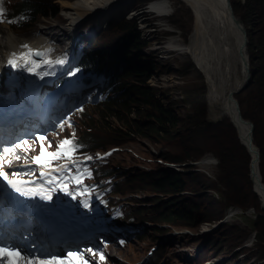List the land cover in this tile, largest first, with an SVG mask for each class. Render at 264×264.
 Segmentation results:
<instances>
[{
	"label": "rangeland",
	"instance_id": "rangeland-1",
	"mask_svg": "<svg viewBox=\"0 0 264 264\" xmlns=\"http://www.w3.org/2000/svg\"><path fill=\"white\" fill-rule=\"evenodd\" d=\"M148 1L128 0L127 5L132 6L128 13L127 5L121 8L116 4L123 0H83L81 5L77 0H6L8 14L15 13L20 7H36L26 13V26L8 28L2 24L1 38L7 39L10 33L15 39L51 38L57 44H62V38L70 34L66 26L67 23L70 25L71 20L66 19V11H73L75 22L86 16L90 6H93L95 17L103 19L106 24L97 31L103 34L92 48L97 47L101 51L104 64H107L110 60L102 48L119 41L118 51L111 56L121 53L117 62H127L124 53L128 51L122 49L124 42L120 40L125 33V46L128 47L129 40L133 38L129 32H138V39L144 44L130 50L127 56L140 70L139 77L129 76L127 72L118 73L116 67L119 65L114 63V59L107 66L104 65L113 73L118 85L113 90L115 95L111 101L125 97V93L139 79L164 107L173 111L178 121L173 132L167 136L154 133L145 135L149 134L147 128L156 125V121L153 115H149L150 109H143L132 94L126 99L127 109L120 106L113 108L119 118L107 115L104 120L101 119L100 115L105 112L101 109L104 103H100L86 107L82 119L85 127L81 124L75 126L80 138L86 140L93 149L103 150L111 146L121 148L112 154L104 168L115 175L118 181L116 189L120 194H116L114 199L123 201L131 213V218L125 220V224L132 223L140 231L127 240L126 248L119 249L111 245L110 252L131 262L146 258L143 264H201L204 261L211 264H264V232L258 228L256 221L259 216H264V191L259 188L257 178L258 161L255 162L253 150L243 141L233 99L230 108L221 115L213 111L209 102L211 86L208 84L207 70L211 65L212 53L211 47L202 46L201 39L207 36L212 41L215 37L211 23L215 0H170L171 7L162 0L169 7L166 18L156 17L148 11ZM226 4L227 0H220L215 25L220 28L222 43L215 53L216 64L213 67L212 63V67L225 92L231 95L242 83L238 81L247 75L242 58L248 54L250 82L234 95L241 113L246 114L260 106L264 107V0H231L236 17L242 19L245 26L248 41L246 52L242 51L244 32L234 25ZM194 8H198L200 13ZM110 12L115 20L107 19ZM140 12H145L148 23L144 24L140 20L141 16L136 17ZM87 21L97 28L93 19ZM125 21L128 22L126 29L129 27L127 32L120 27ZM81 29V25H78L76 32L82 33ZM56 30L60 31L58 37L54 36ZM104 32L109 34L105 35ZM232 32L241 33L238 40L230 39ZM172 39H177L176 44H170ZM78 41L83 42V37L79 36ZM0 45L4 46L2 43ZM200 56L203 62H200ZM200 63L204 68L203 73L197 66ZM129 65L132 66L131 63ZM141 70H147V75H143ZM144 77H147L145 83L141 82ZM234 83L236 85L231 87ZM261 110L264 111V108ZM257 113L261 117L263 112ZM89 114L93 115L92 122L95 125L92 132L87 129L90 127L86 121ZM246 119L253 123L251 119ZM241 122L249 141L250 127L243 124V118ZM252 147L256 149L254 144ZM246 152L250 157L249 166ZM207 156H210L207 164H200L199 161ZM167 169L183 174L186 179V189L176 197L173 195L172 200L168 199L173 196L154 189L147 177ZM190 197L200 205L199 219L209 218V221L197 223V226H186L180 220H162L156 216L155 212L162 208V201L168 200L177 206V200L183 201ZM223 211L222 219L213 220ZM151 246L156 248L147 257Z\"/></svg>",
	"mask_w": 264,
	"mask_h": 264
},
{
	"label": "snow or ice",
	"instance_id": "snow-or-ice-1",
	"mask_svg": "<svg viewBox=\"0 0 264 264\" xmlns=\"http://www.w3.org/2000/svg\"><path fill=\"white\" fill-rule=\"evenodd\" d=\"M4 8L0 7V22L3 20ZM25 19V18H21ZM16 21H9L15 23ZM20 51L11 52L7 63L16 69H23L38 77L52 74L43 69H52L56 65H64L67 62V54L61 57L53 58L51 53L54 49L33 48L28 43L20 46ZM80 69L70 71V75H75ZM82 110V109H80ZM65 124L72 126L71 118L64 120L59 124L62 131ZM34 141L30 142L22 136L13 140L5 141L0 139V180L5 182L6 186L18 193L22 197L36 198L42 200H51L53 193L57 190L68 193L75 199L77 195L85 196L84 207L89 206L87 196L92 189L84 185L85 178L92 176V171L85 161L93 159L92 156H85L83 159L77 158V152L82 147L76 141V134L72 132L70 137L60 140L56 149L52 148V141L48 140L47 135L33 133ZM33 143H39L40 151L37 155H30L35 151ZM105 155H110L106 153ZM19 165L27 171H17L15 161H21ZM63 161L62 163H55ZM31 165H36L32 169ZM73 168L75 171H73ZM8 169H12L11 172ZM39 171V177L35 172ZM28 177V178H25ZM77 185L75 189L70 185ZM99 257L100 264H103L105 255L103 251L96 252L92 248L83 250H69L63 253L46 251L38 247L35 243L27 246H21L12 240H5L0 237V264H89V259ZM88 257V258H86Z\"/></svg>",
	"mask_w": 264,
	"mask_h": 264
},
{
	"label": "trees",
	"instance_id": "trees-1",
	"mask_svg": "<svg viewBox=\"0 0 264 264\" xmlns=\"http://www.w3.org/2000/svg\"><path fill=\"white\" fill-rule=\"evenodd\" d=\"M40 7H42V6H38V8H40ZM194 10L199 12L198 8H194ZM127 24H128V22L125 21L120 26L121 29H125L126 32H127V29L129 28L128 27L126 29ZM129 33L130 34L132 33L131 35L133 36V38L131 40H129L128 47L125 46V40H126V34L125 33H124V35H122V38L120 40L121 42H124V45H122V49H124V51H128V52L124 53V58L128 61L127 62H117L121 58V53H119V55H117V56H111L109 60L111 62V60L114 59L113 60L114 63L116 65H119V67H116V71H118V73L123 74V73L127 72L129 76L139 77L140 75H138V74L140 73L139 72L140 70H137V67H136L137 65L135 63L130 62L131 57L128 58L127 55L129 54L130 50L133 51L135 49H138V48H140V45H142L144 43L142 40L140 41L138 39V36H137L138 32L131 30ZM104 34L107 35L109 33L104 32ZM240 34L241 33L232 32V34H230L229 37H230V39L236 41L239 39ZM118 42L119 41L114 43L115 44V47L113 48L114 53H116L118 51ZM211 42L212 41H209L207 39V36H203L201 39L202 46L210 47ZM145 43H146V41H145ZM221 43H222V41H221V37H220L219 48H220ZM107 46H104L105 50L108 49ZM100 52L101 51H99L98 48L96 50L95 49L91 50L90 52H88V55L86 56V58H84L83 61L85 63H91V64L95 63L97 65H100V67H102L101 65L104 64V57H102V56H99L98 58L96 57V53H100ZM206 57L207 56H205L204 59H206ZM199 58H201V56ZM201 59L202 60L200 62H203V58H201ZM110 62H108L107 64H110ZM129 63H131L132 66H130ZM107 64H105V65L107 66ZM197 66H198L199 70L203 73L204 68L201 65V63L197 64ZM141 71L143 72V75H147V70H141ZM244 78L245 77L241 78L238 81V83L243 82ZM146 79H147V77H144L142 79L143 81L141 80V82L145 83ZM235 85L236 84L234 83L231 87H234ZM132 94H134L137 97L136 99L140 101L139 104L141 107H143V109H150L149 115H153V117L155 118V121H156V125H152V126H149L147 128V131L149 132V134H145V135H151L154 133L156 135L161 134V135L167 136L171 132H173V130L175 129L174 126H175L176 122L178 121V117L173 113V111L169 107L165 106L166 107L165 108L161 104V102L158 99H156V97L151 92V90H149V88L146 87L145 84L140 83L139 79H138V83L134 84V87H132L129 91H127L125 93V97H121L120 99H117V100H120V101H118V103L119 102L123 103L124 100L122 101V99L130 98ZM118 103H116V104H118ZM114 105H115V103H108L106 105V107H112ZM229 106L227 109L230 108ZM209 107H211V106H209ZM261 107L264 108L263 106L256 108L257 111L263 112L261 117H259L256 110H254L253 112H249L246 114L242 113V114L244 115L245 118L251 119L253 121V124H254V129H253L252 135H253L254 143L256 144V146L258 147V149L260 151L259 170H260V174L262 176V181L264 182V111L261 110L262 109ZM212 109L217 115H221L222 112H218L213 107H212ZM227 124L229 127L232 126L230 122H228ZM243 124H247V123L243 122ZM206 127H207V125H206ZM208 128L212 129V128H214V126H208ZM239 130H240V127H239ZM138 131H139V128H138ZM240 146L242 148H244L242 145H240ZM247 155H248L247 161H248V166H249L250 157H249L248 153H247ZM147 177L150 178V180L154 186V189H156V190L158 189V192H163V193H166L167 195H171V196L175 195V197H176L179 193H181L182 191H184L186 189V179L184 178L183 174L176 172L172 169L162 170L158 174H154L152 176H151V174H149ZM251 183H252V181H251ZM251 189H252V186H251ZM254 194L256 195V193H254ZM173 198H174V196L168 200H172ZM168 200L162 201V205H161L162 208L155 212L156 216L159 219H162V220H173L174 219L176 221L180 220V221L186 223V226H197L201 222L209 221V218L199 219L198 211L200 210V205L198 204L197 201H195L193 199V197H190L188 199H183V201L177 200L176 201L177 206H174V203L169 202ZM225 211L221 212L218 216L213 218V220L218 221V220L222 219ZM256 221L259 224L258 228L260 227L264 232V216H259ZM209 238H210V236H209ZM202 241H204V239ZM204 245H206V243Z\"/></svg>",
	"mask_w": 264,
	"mask_h": 264
},
{
	"label": "bare ground",
	"instance_id": "bare-ground-1",
	"mask_svg": "<svg viewBox=\"0 0 264 264\" xmlns=\"http://www.w3.org/2000/svg\"><path fill=\"white\" fill-rule=\"evenodd\" d=\"M83 0H77V2L81 5V2H82ZM127 1L128 0H123V2L121 3V2H117L116 4L117 5H119L121 8L125 5H127ZM139 1V0H138ZM150 2H148L149 4H148V9L151 11V13H153L156 17H160V18H166L168 15L167 14H165V13H167V11H168V8L169 7H171V2L169 1V0H163L164 1V3H166L169 7H167L163 2H162V0H149ZM72 4V3H71ZM71 4L68 6V9H69V7L71 6ZM133 5H134V2H133ZM153 5V6H152ZM128 6V5H127ZM91 7V9L89 10V11H87L86 12V16H84V17H82V18H80V19H78V20H76L75 22H73V20L75 19V16H74V14H73V11H71V12H69V11H66V16H67V18L66 19H70L71 20V22H70V25L67 23V26L66 27H68L67 29H68V32H70L69 31V28H71L72 29V31L73 32H75L76 33V35L75 36H77V32H76V28H77V26L78 25H80V23H81V20L82 21H87V20H89V19H93V22L97 25V28H94V29H99V31H100V29H101V27L103 28V26L106 24L105 22H104V20L103 19H99V18H96L95 16V14H96V12H95V10L93 9V6H90ZM129 7V6H128ZM219 7H220V0H215V8H214V10H213V8H212V10H213V13H212V15H211V23H212V25H213V27H214V30H215V37H214V39H212V42H211V53H212V55H211V57H212V60H211V65H210V68L207 70V74H208V83H209V85L211 86V93H210V95H211V99H209V102H210V104H211V106L214 108V109H216L218 112H223L225 109H227V107L229 106V105H231V102H232V99L233 98H235L234 97V93H232L231 95H229V94H227L225 91H224V88L222 87V85H221V83H220V81L218 80V78L216 77V73H215V71H213V67H214V65L216 64V52H217V50L219 49V39H220V28H219V26L217 25H215V21H216V17H217V15H218V10H219ZM61 8L63 9L64 8V6L63 5H61ZM131 8H132V6L131 7H129V10H128V13H129V11L131 10ZM154 8V11H152V9ZM156 9V10H155ZM226 9H227V11L229 12V16H230V18L232 19V21H233V23H234V25L239 29H241V30H243V32H244V29H245V26H244V24H243V22H242V19H240V18H237L236 17V14H235V12H234V10H233V7H232V5H231V0H227V4H226ZM171 12V11H170ZM118 15H124V13H118ZM125 16H127V14H125L123 17H125ZM141 16V17H140ZM136 17L138 18V17H140L141 19V21L144 23V24H146V23H148V20H147V18H146V14H145V12H140V13H138L137 15H136ZM112 18V19H111ZM107 19H110V20H115V18L113 17V13L112 12H110L108 15H107ZM117 19V18H116ZM98 20H100V21H103V22H98ZM52 23H50V25H51ZM8 26V25H7ZM5 27V26H4ZM56 27H59V25L58 26H56ZM61 27V26H60ZM8 28H10V26H8ZM55 28V27H54ZM60 30H62V29H60ZM67 31V30H66ZM65 31V32H66ZM46 32V31H45ZM49 32H50V30H49ZM60 31H58L57 32V30L56 31H54V36L55 35H57V37L60 35V34H58ZM43 33V32H42ZM52 33V32H51ZM50 33V34H51ZM62 33V32H61ZM99 33V32H98ZM149 33V32H148ZM245 33H246V31H245ZM66 34V33H65ZM103 34V33H102ZM49 35V34H48ZM52 35V34H51ZM62 35V34H61ZM63 36V35H62ZM245 36H246V38H247V34H244V42H243V46H242V51H244V52H246V49H247V43H248V41L247 42H245ZM64 37V36H63ZM66 37V36H65ZM7 39H5V40H3V38H1L0 39V43H2V44H4V46H2L1 47V45H0V59H5L6 58V53L8 52V51H10V50H12V49H14L16 46H17V44L15 43V42H13V41H22V40H27V41H30V42H32V39H28V38H23V37H20V38H18V39H15L13 36H12V34H8L7 35V37H6ZM60 38V37H59ZM62 38V37H61ZM63 39H65V38H62V40ZM177 40V39H176ZM176 40L175 39H172L171 41H170V44H176L175 42H176ZM62 43V42H61ZM108 47V51L107 50H105L104 49V47L102 48V52L104 53V54H106L108 57H109V59H110V57H111V54H113L114 53V50H113V48L115 47V44H110L109 46H107ZM177 50V49H176ZM179 50V49H178ZM247 62H249V57H248V54L247 55H243V58H242V63L244 64V63H247ZM212 63H213V67H212ZM0 68H4V64L1 62V64H0ZM246 78V77H245ZM245 78H244V80H245ZM244 80H243V82H244ZM242 82V83H243ZM241 83V84H242ZM240 84V85H241ZM238 90V89H237ZM236 90V91H237ZM228 105V106H227ZM236 106H237V104H235ZM237 108V107H236ZM237 111H238V109H237ZM239 113V112H238ZM238 113H237V116H238V119H240V121H239V127H241V130H242V138H243V141L245 142V144L248 146V148H250V149H252L253 150V152H254V154H255V150L253 149V142L251 143L252 144V146H251V144L249 143V141H248V139H247V137H246V135H245V133H244V127H243V125H242V122H241V118H243V120L245 121V123H247V121H246V118H244L243 117V115H242V113H241V111H240V114L238 115ZM241 117V118H240ZM248 124V123H247ZM241 125V126H240ZM249 125V124H248ZM248 138H249V135H248ZM256 156V155H255ZM210 156H207V157H204L203 159H201L199 162H200V164H202V165H205V164H207V161L210 159L209 158ZM260 160V159H259ZM113 161V160H112ZM255 162H256V160H255ZM260 188V187H259ZM260 189H262L263 191H264V189L263 188H260ZM256 192V191H255ZM120 194V193H119ZM123 198V197H122ZM262 204H264V200H263V202H262ZM263 208V207H262ZM264 209V208H263ZM154 225V224H153ZM163 227V226H162ZM128 242V241H127ZM126 248V247H125ZM209 260V259H208ZM146 260H144L143 261V263L145 262Z\"/></svg>",
	"mask_w": 264,
	"mask_h": 264
},
{
	"label": "water",
	"instance_id": "water-1",
	"mask_svg": "<svg viewBox=\"0 0 264 264\" xmlns=\"http://www.w3.org/2000/svg\"><path fill=\"white\" fill-rule=\"evenodd\" d=\"M245 29H244V34H246L245 33ZM245 42H247V38H246V36H245ZM244 65L246 66V71H247V75H246V78H245V80H244V82L239 86V88H238V90L237 91H235L234 92V95L236 94V93H238V92H240V90L244 87V86H247L248 85V83L250 82V70H249V62H247V63H244ZM233 101H234V103L235 104H237V109H238V112H239V114H240V111H241V109H240V106H239V103H238V100L236 99V98H233ZM246 121H247V123L249 124V143L251 144L252 142L254 143V140H253V135H252V132H253V129H254V124L250 121V120H247L246 119ZM254 145H255V147H256V149H255V158H256V161H258V164H259V159H260V151H259V149H258V147L256 146V144L254 143ZM248 149V148H247ZM258 170V173H257V178H258V186L260 187V188H263L264 189V182L262 181V176H261V174H260V170L259 169H257ZM262 207L264 208V204H262ZM223 221H221L220 223H222ZM218 225H220V224H218Z\"/></svg>",
	"mask_w": 264,
	"mask_h": 264
}]
</instances>
